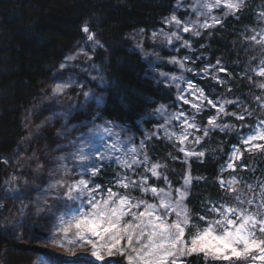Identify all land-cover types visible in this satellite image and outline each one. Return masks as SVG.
Returning a JSON list of instances; mask_svg holds the SVG:
<instances>
[{
    "label": "trees",
    "instance_id": "trees-1",
    "mask_svg": "<svg viewBox=\"0 0 264 264\" xmlns=\"http://www.w3.org/2000/svg\"><path fill=\"white\" fill-rule=\"evenodd\" d=\"M178 0H0V177L3 170L1 159L23 143L27 134L24 115L37 103L40 84L57 71L65 54L77 43L85 41L88 46L97 44L91 51L88 65L95 75L85 80L101 100V118L134 135L141 129L151 130L154 120L151 112L158 106H176L174 88L147 77L146 64L132 48L128 34L134 30L150 31L162 26L161 19L168 17ZM264 0H243L239 11L220 17V23L200 31V36L190 38L193 48L208 66L215 65L218 78L226 81L221 85L210 77L195 78L196 85L203 89L209 99L239 100L244 107L227 105L229 112H251L244 121L223 115L217 122L244 125L231 133L210 131L199 144L192 138V146L203 150L204 157H193L184 163V157L175 142L159 137L145 142L150 163L166 165L160 171L168 176L173 189L181 187L187 174L193 177L189 196L185 203L192 210L193 218L203 214L209 219L215 215L204 208L207 201L236 204V195L249 200L259 193L258 185L264 183V151H244L239 136L253 132L257 126L264 127V77L257 75L264 67ZM183 17L182 15H180ZM87 25L94 41L83 33ZM255 37V39H252ZM100 46V47H99ZM217 60L220 64L217 65ZM199 66V65H197ZM225 67V72L218 71ZM163 69L169 70L166 65ZM230 74V75H229ZM95 77V79H93ZM231 88V91L228 89ZM259 97L257 101L255 98ZM213 111L196 117L201 127ZM196 136H203L202 132ZM256 143L264 144V141ZM238 146L242 158L234 163L237 167L221 171L229 162L233 146ZM140 169L139 171H142ZM122 170L108 167L97 177L102 189L113 186L117 173ZM199 176L202 179L196 180ZM236 177V193L221 189L219 180ZM111 178V179H109ZM136 179V177H133ZM149 184L167 190L163 177L151 178ZM249 185L252 189H249ZM254 189V191H253ZM113 191L125 193L123 188L113 186ZM127 194L141 197L137 189L129 188ZM149 202H154L149 196ZM260 197L256 195V202ZM241 207H248L246 204ZM256 211L255 207L250 209ZM204 222H201L203 224ZM257 236L261 234L257 232ZM187 238V235H186ZM5 250L23 253L47 252L33 245L8 242L0 229V256ZM252 255H258L257 252ZM57 259V258H55ZM119 260V259H118ZM191 264H206L202 256L189 257ZM58 262L61 259L57 260ZM120 261V260H119ZM207 264H264L259 260L234 262H208Z\"/></svg>",
    "mask_w": 264,
    "mask_h": 264
},
{
    "label": "snow or ice",
    "instance_id": "snow-or-ice-1",
    "mask_svg": "<svg viewBox=\"0 0 264 264\" xmlns=\"http://www.w3.org/2000/svg\"><path fill=\"white\" fill-rule=\"evenodd\" d=\"M221 3L222 0H215V4H203L202 7L210 10L213 7L221 6ZM242 3L243 0H238V2L223 0V6L230 12L239 11ZM204 14L200 13V15ZM228 14L226 12L225 16ZM213 21L215 24L220 23V19L216 17H213ZM165 23H175L179 28L182 21L176 15H172L170 19L165 20ZM210 26L206 23L200 25L201 28ZM195 27V22L191 27L185 24L183 31L187 33ZM83 31L89 33L87 25L83 27ZM160 34L167 39L169 44L172 43V37L177 40L181 39L177 32H172L169 36L168 33L161 30ZM192 34L194 36L201 35L199 30ZM156 36L157 33L153 32V38ZM88 39L94 41V35L89 34ZM183 46L190 47L191 45L188 41H184ZM188 59L191 58L184 57L183 60H179L172 57L169 62L178 64L181 69L188 72H193L194 69L185 68L184 61ZM219 64L220 61L217 60V65ZM218 71L227 74L225 67H219ZM208 74L206 67L204 75L207 76ZM257 75L264 77V67L259 68ZM160 76L168 77V74L161 72ZM169 79L175 83L178 90L177 101L182 102L179 105L181 110L173 113H167L164 105L156 109L164 118V124L159 125V127L164 129V135L169 140L175 137L180 145H184L186 141H189L190 136H194V142L199 144L201 140L209 136L210 131L218 129L220 132H232L247 127L246 124L238 126L226 121L217 122L221 115L231 116L239 121L246 119L245 113L247 116H251V112L247 108L240 113L227 110V105L244 107L238 99H224L222 102L209 99L203 89L191 81H185L183 75H172ZM212 79L221 85L226 83L224 79L215 75L212 76ZM181 83H187V88L182 89ZM62 87L64 86H58L55 91L61 92ZM260 87L264 89V84H261ZM228 91H231V88ZM84 96L88 98L89 93L85 92ZM255 99L260 100L259 97ZM205 101L208 106L216 110V115L207 119L208 127H201L196 121V114L204 110ZM100 102L97 99V103ZM183 105H189L191 109L195 110L191 117L183 110ZM260 106L264 107V103H261ZM173 121L179 122L178 126L182 128L181 132L175 133L169 130L168 125L172 124ZM260 123L264 124V121ZM98 128L99 126H94L89 132L95 133ZM103 130L109 135L115 136L116 140L112 146L107 147L99 155L87 151L91 147V143L84 138V134L71 141L74 151L70 156L77 162L81 177L88 178H80L70 183L57 180L49 186L51 189H64L65 202L60 206L58 217L60 223L57 229L63 234V239L56 241L58 246L67 245L68 251L74 250L76 246H91V256L100 264H103L106 256L113 257L116 255L123 256L126 264H191L188 258L192 256H203L206 262L208 260L223 262L259 260L264 262V183L258 185L260 191L256 195L260 197L259 203L256 202V195L245 201L241 199L239 194L235 197V205L207 201L203 205L205 210L213 213L216 218L209 219L208 216L201 214L198 219H194L192 210L185 203L193 179L190 173L183 178L181 187L173 189L168 176L160 171L166 165L159 162L150 163L148 154L146 152L142 154V150L146 148L143 140H141L138 148L130 146L123 149L120 146L124 142L119 138L118 133L113 132L111 127H105ZM196 132H202L203 136H195ZM155 135L157 134H146V139H151ZM239 140L246 146L244 151H264V144L256 143L257 141H264V127L257 126L253 132L240 135ZM179 151L184 154V163L186 164L189 157L202 158L205 156L203 150L196 151L195 149L180 147ZM242 155L241 149L234 145L229 162L226 166H221V171L231 169L235 172L237 167H245L234 163L240 160ZM61 159L65 158L61 157ZM105 161H113L122 169L120 173H117L113 186L123 188L124 194L113 191V186L102 189L101 183L93 179L105 170ZM107 166L111 167V164ZM140 169L143 170L139 171ZM153 177L157 180L163 177L167 190L149 184V180ZM200 179L202 178L196 177V180L199 181ZM236 183V177L227 181L219 180L221 189L230 193L237 192L234 187ZM129 188L139 190L142 194L141 197L128 195L127 190ZM249 189H252L251 185H249ZM149 193L157 202H149L145 198ZM47 203V198H45L43 204L37 205V216L46 211H55L53 207H48ZM245 204L248 207H241ZM26 207L25 205L20 209L21 215L24 214ZM253 207L257 210L251 211L250 209ZM201 222L204 223L201 224ZM257 232L261 234L260 237L257 236ZM69 233H72L71 237ZM186 235L187 239L185 238ZM255 252L259 254L252 255ZM38 260L39 264H55L54 259L46 255L38 257ZM89 264H95V262L90 261ZM108 264H116V262L110 260Z\"/></svg>",
    "mask_w": 264,
    "mask_h": 264
},
{
    "label": "rangeland",
    "instance_id": "rangeland-1",
    "mask_svg": "<svg viewBox=\"0 0 264 264\" xmlns=\"http://www.w3.org/2000/svg\"><path fill=\"white\" fill-rule=\"evenodd\" d=\"M233 2H238V0H233ZM203 4L212 5L215 4V0H178L173 12L168 17L161 19L162 26L150 31L137 29L127 36L132 43L133 50L140 55L146 64L147 77L173 87L176 95L178 90L175 83L169 79L172 75H183L185 81L193 83L191 77L212 78L217 73L214 67L204 64L202 58L197 55L190 38L194 36L192 34L194 31L204 29L200 27L201 24L213 25L215 24L213 17L220 18L226 12L229 14L232 12L223 6V0L221 6L213 7L210 10L202 7ZM200 13L205 14L200 15ZM172 15H176L182 21L179 28L175 23H165V20L170 19ZM194 22L196 27L185 33L183 26L187 24L191 27ZM161 30L168 33L169 36L172 32H177L181 39L177 40L172 37V43L169 44L167 39L160 34ZM153 32L157 33L155 38H153ZM184 41H188L191 46L184 47ZM97 46V44L88 46L85 41L77 43L65 55L54 75L40 84V95L36 105L24 115L23 125L27 134L23 143L15 147L11 154L1 159L3 170L0 186V229L3 236L13 244L33 245L46 251L47 256L53 258L55 264H72V262L89 264L90 261L100 264L91 256V246H76L74 250L68 251L67 245L61 247L56 243V241L63 239V234L57 229L60 223L58 218L60 206L65 202L64 189H51L49 186L57 180L70 183L80 179L77 178L81 176L78 164L70 156L74 151L71 141L84 134V138L91 143V147L87 151L99 155L107 147L112 146L116 140L115 136H111L103 130L105 127H111L113 132L119 134V138L124 142L120 146L123 149L130 146L138 148L141 140L144 142L148 140L146 134L156 133L157 135L152 136V138L166 137L164 129L159 127V125L164 124L163 116L156 111L160 106L151 113L155 122L151 130L147 131L142 128L141 134L138 136L101 118L99 114L100 103H97L99 96L89 88L85 80L95 74L92 68L88 66V60L91 58V51ZM172 57L179 60L190 57L191 59L184 61L185 68H192L195 71L188 72L181 69L178 64L170 63L169 60ZM163 65H166L169 70L163 69ZM206 67L209 73L207 76L204 75ZM161 72L167 73L168 77H161ZM193 84L195 85V83ZM58 86H64L59 93L55 91ZM181 88H187V83H181ZM85 92L89 93L88 98H85ZM181 103L177 101L176 97L175 108L165 107L167 113L181 110L179 107ZM183 110L190 117L195 112L189 105H183ZM208 110L216 112L205 101V108L200 113ZM178 124V121H173L172 124L168 125L169 130L175 133L181 132L182 128ZM94 126H99L98 130L95 133H90L89 130ZM206 127H208L207 124ZM192 138L194 136H190L189 141H192ZM171 140L180 147L197 151L196 148L191 147L192 143L189 141L180 145L175 137ZM182 155L184 156L183 153ZM61 157L65 159L62 160ZM193 157L196 156L187 159ZM104 163L120 168L113 161H105ZM147 196L153 198L150 193ZM45 198H47V206L53 207L55 211H46L37 216L36 207L38 204H43ZM25 205L27 207L24 214L21 215L20 209ZM69 236L71 237L72 233H69ZM41 256L45 255L31 252L20 254L13 250H5L0 256V264H39L38 257ZM58 259L61 261L58 262ZM118 259L121 260L118 262ZM110 260L115 261L116 264H126L125 258L120 255L106 256L103 264H108ZM203 260L205 261L204 258ZM208 262L213 261L208 260L206 264Z\"/></svg>",
    "mask_w": 264,
    "mask_h": 264
},
{
    "label": "bare ground",
    "instance_id": "bare-ground-1",
    "mask_svg": "<svg viewBox=\"0 0 264 264\" xmlns=\"http://www.w3.org/2000/svg\"><path fill=\"white\" fill-rule=\"evenodd\" d=\"M68 52H69V51H68ZM68 52H67V53H68ZM67 53H66V54H67ZM66 54H65V55H66ZM64 58H65V56H64ZM63 60H64V59H63ZM53 75H54V74H53Z\"/></svg>",
    "mask_w": 264,
    "mask_h": 264
}]
</instances>
